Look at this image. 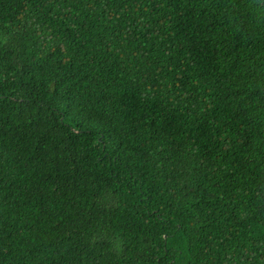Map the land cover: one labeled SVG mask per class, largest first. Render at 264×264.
Instances as JSON below:
<instances>
[{
    "label": "trees",
    "instance_id": "16d2710c",
    "mask_svg": "<svg viewBox=\"0 0 264 264\" xmlns=\"http://www.w3.org/2000/svg\"><path fill=\"white\" fill-rule=\"evenodd\" d=\"M0 264H264V0H0Z\"/></svg>",
    "mask_w": 264,
    "mask_h": 264
}]
</instances>
